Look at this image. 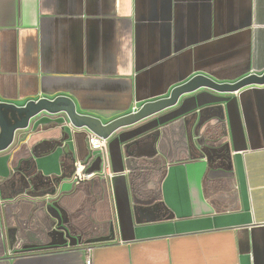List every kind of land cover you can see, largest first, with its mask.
<instances>
[{
    "label": "crops",
    "instance_id": "crops-1",
    "mask_svg": "<svg viewBox=\"0 0 264 264\" xmlns=\"http://www.w3.org/2000/svg\"><path fill=\"white\" fill-rule=\"evenodd\" d=\"M263 72L264 0H0L2 102L66 96L106 123L195 75ZM20 131L0 152V264H264V84L117 129L108 173L86 128ZM73 161L97 175L73 185Z\"/></svg>",
    "mask_w": 264,
    "mask_h": 264
},
{
    "label": "water",
    "instance_id": "water-1",
    "mask_svg": "<svg viewBox=\"0 0 264 264\" xmlns=\"http://www.w3.org/2000/svg\"><path fill=\"white\" fill-rule=\"evenodd\" d=\"M263 84L264 72L262 74H249L234 82H216L207 76L199 74L174 87L167 97L145 102L136 110L118 116L106 123H103L96 116L79 113L74 102L66 96H57L53 99L39 98L37 100H29L21 106L0 101V152L12 145L16 131L27 129L30 120L41 112L49 114L65 113L73 127L86 128L89 132L107 139L117 129L135 124L169 108L175 105L182 95L199 88H207L220 93H233L249 85ZM23 137L24 135L20 136V138ZM71 174L72 171L66 176Z\"/></svg>",
    "mask_w": 264,
    "mask_h": 264
},
{
    "label": "built area",
    "instance_id": "built-area-1",
    "mask_svg": "<svg viewBox=\"0 0 264 264\" xmlns=\"http://www.w3.org/2000/svg\"><path fill=\"white\" fill-rule=\"evenodd\" d=\"M134 108L132 111L136 110ZM88 147L91 151L99 152L104 157V165H105V173L108 169V157H107V139L102 138L94 133L89 132L87 136ZM96 172L90 171L87 168V164L83 161H73V169L72 174L69 176V181L73 185H81L84 184L96 176ZM91 251L92 248L86 249V259L85 264H91Z\"/></svg>",
    "mask_w": 264,
    "mask_h": 264
},
{
    "label": "trees",
    "instance_id": "trees-1",
    "mask_svg": "<svg viewBox=\"0 0 264 264\" xmlns=\"http://www.w3.org/2000/svg\"><path fill=\"white\" fill-rule=\"evenodd\" d=\"M48 151V150H46ZM69 153H65L64 157L62 158V163L64 162V166L69 164ZM35 164L33 160H27V161H23L19 167V171L22 175L26 176L29 178V180L33 181L36 177H37V173L34 172L35 171ZM68 167V166H67ZM60 179H62L61 177L56 178V181L58 182ZM9 181L3 182L0 184L1 187V192L4 190L5 186H7V183Z\"/></svg>",
    "mask_w": 264,
    "mask_h": 264
},
{
    "label": "rangeland",
    "instance_id": "rangeland-1",
    "mask_svg": "<svg viewBox=\"0 0 264 264\" xmlns=\"http://www.w3.org/2000/svg\"><path fill=\"white\" fill-rule=\"evenodd\" d=\"M46 118H52L56 122L57 121H60L62 124L68 125L71 128H73L72 125L70 124V122H69L66 114L65 113H62V112L61 113H56V114H49V113H46V112H41L38 115H36L35 117H33L31 120H32V122H34V121H36L38 119L45 120ZM19 133H21L20 130L19 131H16L15 138H14V142H16L18 140Z\"/></svg>",
    "mask_w": 264,
    "mask_h": 264
}]
</instances>
